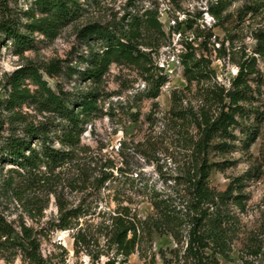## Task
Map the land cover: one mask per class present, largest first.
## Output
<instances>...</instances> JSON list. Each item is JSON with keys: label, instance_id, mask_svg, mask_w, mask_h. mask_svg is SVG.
<instances>
[{"label": "trees", "instance_id": "1", "mask_svg": "<svg viewBox=\"0 0 264 264\" xmlns=\"http://www.w3.org/2000/svg\"><path fill=\"white\" fill-rule=\"evenodd\" d=\"M35 2L41 14L34 15L28 27L33 33L38 31L51 38L88 10L82 0ZM232 2L211 1L208 13L216 21L214 25L201 22V15L185 21L176 20V26L171 28L187 39L186 50L181 54L187 85L182 90L172 91L164 126V130L170 132L165 151L172 155L175 175L163 190L151 191L149 199L153 210L146 216L133 207V200L126 204L124 199L115 198L117 207L100 211V220L96 224L88 218L97 213L93 203L81 200L79 204L71 205L54 190V178L60 176L64 168L67 170L76 164L80 178L75 183L81 185V189L89 188L90 179L85 176L81 164V143L86 124L100 109L101 94L96 87L72 97L64 90L50 87L40 69L34 66L23 67L13 75L7 109L14 111L24 103L34 101L40 110L51 115V120L38 125L25 123L21 133L13 131L0 140V257L9 264L19 258L21 264H57L45 258L41 251L45 227L30 224L24 216L27 214L39 220L49 205L48 196L54 194L59 216L53 227L71 230L78 252L97 242L101 250L96 254L90 252L93 258L114 251V258L122 256L128 260L132 254L143 250L152 234L157 232L171 236L175 242V247L170 249L172 256L167 258L163 254L170 264L232 261V253L243 233L241 216L248 208L249 177L248 174L233 177L221 191L211 186L210 178L215 167L224 169L228 166L227 159L220 162L215 159L216 156L225 157L232 150L237 140L236 128L243 120L251 119V113L260 111L255 101L264 85L259 63L264 58V0H252L243 6V14L238 13L241 23L251 14V34L255 41L252 52L247 46L237 44V32L231 22L233 16L227 13ZM148 19L132 20L118 27L100 22H90L82 27L79 36L89 49L85 59L88 67L79 72L83 79L101 82L115 63L140 65L150 72V52L140 48L144 44L142 33L148 27L165 32L159 14ZM183 25L186 30L181 32ZM217 26L224 30L223 38L213 32ZM0 32L13 38L22 51L32 47V38L11 23L1 22ZM186 32L191 36H185ZM192 36L194 38L190 40ZM213 37L216 40L211 48ZM217 43L220 44L218 47ZM214 51L218 58H228L238 68L229 86L216 77L212 66ZM61 70V65L55 61L46 67L49 76ZM27 78L37 86L36 90L26 85ZM167 81L164 76L160 78L152 98L161 95V88ZM257 133V128L252 130L253 139L257 138ZM55 141L62 147L57 148ZM125 146L126 142H121V154ZM113 163L101 167L95 183L90 185L92 191L97 193L104 187H111L116 179L114 171L110 170L116 167ZM8 165L11 167L5 172ZM118 171L122 169L118 167ZM13 206L21 210L19 219H10L8 212ZM248 235L240 249L241 259L243 264H256L264 244L260 240V231L254 230Z\"/></svg>", "mask_w": 264, "mask_h": 264}, {"label": "rangeland", "instance_id": "2", "mask_svg": "<svg viewBox=\"0 0 264 264\" xmlns=\"http://www.w3.org/2000/svg\"><path fill=\"white\" fill-rule=\"evenodd\" d=\"M211 1L215 0H82L88 8L85 15L62 28L55 38H51L38 31L33 33L28 27L32 17L41 14L35 0H0V23H11L32 38V47L22 51L13 38L0 32V140L13 131L21 133L25 123L38 125L51 120V115L40 110L34 101L26 102L14 111L7 109L12 90L10 80L21 68H39L50 87L57 91L64 90L72 97L96 87L101 94L100 109L86 124L81 143V164L85 176L90 179L89 188L81 189V185L75 183L80 178L77 171L79 166L76 164V167L67 170L64 168L59 178H54V190L71 205H77L81 200L93 203V210L97 213L88 218L96 224L100 220V211L117 207L115 198L124 199L126 204L128 200H133V207L146 216L153 210L149 199L151 191L163 190L167 181L170 182V178L175 175L172 155L165 151L169 145L170 132L167 133L164 126L171 107L172 91L182 90L187 85L181 63L187 39L171 28L176 26V20L185 21L201 15V22L214 25L216 21L208 13ZM232 1L227 13L233 16L231 22L237 32V44L247 46L248 51L252 52L255 41L251 34V14L242 23L238 15L240 12L244 13L243 6L252 0ZM155 14H159L165 34L154 27L144 29L141 37L144 44L140 47L150 52V72L140 65L115 63L101 82L83 79L79 72L88 67L85 59L89 49L79 36L82 27L90 22H100L111 27L125 26L132 20H149ZM183 30H186L185 25L181 32ZM213 32L221 38L225 35L224 30L218 26L214 27ZM186 34L185 36H191L189 32ZM189 38L192 40L194 37ZM215 40L213 37L211 48ZM219 45L216 44L217 47ZM212 59L217 79L229 86L231 78L237 73V66L228 58H218L216 51L213 52ZM54 61L61 65L62 70L49 76L46 67ZM259 63L264 75V58ZM163 76L168 81L162 86L161 95L154 99L151 95ZM26 85L32 90L37 89L30 78L26 79ZM257 96L255 104L260 111L258 114L251 113V119L243 120L236 128L237 140L232 150L225 157L216 156L215 159L218 162L227 159L228 166L224 169L215 167L210 178L211 186L221 191L227 188L233 177L243 174H248L249 177L248 208L241 216L243 233L232 253V261L223 260L222 264H243L240 249L248 234L254 230L260 231V240L264 244V85L261 94ZM155 103L158 104L157 107ZM255 128L258 129V135L253 139L252 130ZM53 137L55 139V134ZM149 139L151 142L146 143ZM121 142H126L123 154L120 153ZM144 143V146L140 145ZM54 144L57 148L62 147L58 141ZM110 163L116 166L110 169L116 176L111 187H104L97 193L92 191L90 185L95 183L101 167ZM10 167L6 166L5 172ZM118 167L122 169L121 172ZM48 200L49 205L39 220L36 221L27 214L24 216L30 224L45 227L41 237V251L45 258L54 263L170 264L165 261L163 254L170 258V249L175 247V242L171 236L157 232L152 234L143 250L132 254L128 260L122 256L114 258V251L104 253L98 259L93 258L91 253L96 254L101 250L97 242L78 252L73 232L53 227L54 220L59 216V208L54 194H50ZM8 214L12 220L19 219L21 210L13 206ZM0 264L9 263L0 257ZM14 264H21L20 258ZM256 264H264V251Z\"/></svg>", "mask_w": 264, "mask_h": 264}]
</instances>
